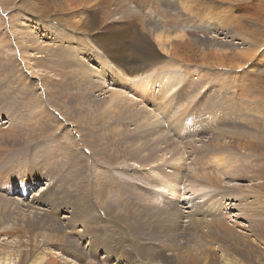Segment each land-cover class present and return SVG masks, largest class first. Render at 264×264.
I'll list each match as a JSON object with an SVG mask.
<instances>
[{"label": "rangeland", "instance_id": "1", "mask_svg": "<svg viewBox=\"0 0 264 264\" xmlns=\"http://www.w3.org/2000/svg\"><path fill=\"white\" fill-rule=\"evenodd\" d=\"M22 2L0 0V134L23 127V133H18L20 142L31 146L40 140L32 136H38L35 126L30 128L35 113L31 103L43 98L46 107L39 116L51 122L42 127L39 136L48 131L47 140L54 141V146L62 140L63 149L55 152L54 162L49 161L46 168L38 162L42 165L36 177L30 174L28 178L30 169L25 167L10 169L20 173L17 188L1 182V261L226 264L232 260L264 264V104L249 103L246 93L237 89L243 84L241 78L260 85L256 93L264 95V73L247 68L235 74L220 67L227 65L222 63L224 58L211 55L206 68L213 74L204 77L193 65L175 61L171 50L166 48L170 51L166 53L149 39L152 52L161 53L163 66H155L144 77L138 75L131 59L136 57L139 63L137 39L144 32L133 11L160 24V18L148 9H153L151 0L87 1L82 6L91 36L77 31L75 35L96 41L88 40V47L84 41H67L68 31L56 28L53 22L26 21L18 8ZM263 4L261 0H241L238 7L245 11L258 7L261 14ZM118 16L122 19L115 20ZM193 20L167 36L170 46L180 34L185 38L178 42L222 37L217 35L216 19L198 16ZM79 21L72 20L74 24ZM20 37L26 41L23 46H37V50L19 51ZM69 51L67 65L60 64L61 60L58 66L51 64L55 62L52 52L65 55ZM23 57L28 59L23 61ZM36 60L42 63L37 65ZM193 61L200 64L198 57ZM32 62L40 68L36 73L29 68ZM126 66L132 68V75ZM167 75L180 79L173 84L175 89L170 88L172 98L158 94ZM44 80L60 85L53 91L43 87ZM150 80L154 94L138 91V84ZM114 92L122 93L114 99ZM180 103L182 108L206 109H193L196 114L187 115L188 122L197 118L199 127L192 130L195 132L186 131V137L172 125L178 117L173 118V111ZM137 114L141 115L138 121ZM0 140L6 144L0 141V162L9 160L10 147L13 154L22 148L4 134ZM218 154L224 165L218 163ZM64 157L73 163L66 165ZM11 172L3 176L5 182H14ZM221 225L225 228H219Z\"/></svg>", "mask_w": 264, "mask_h": 264}, {"label": "bare ground", "instance_id": "2", "mask_svg": "<svg viewBox=\"0 0 264 264\" xmlns=\"http://www.w3.org/2000/svg\"><path fill=\"white\" fill-rule=\"evenodd\" d=\"M87 1H90V0H23L22 4H20V7H18V8L22 12L24 19L26 21H28L30 23H35V22H39V21H46V23H48V24L53 22L54 23L53 25H56V28L57 27L60 29L64 28L69 32V33L67 32V38H66L67 41H84V47L85 46L88 47L89 44H91V42L96 43V41H92L90 38H82V37L79 38L75 35L76 31L79 33L84 32L87 35L89 34V32L86 31V27L88 28V24H87V22H85L86 20L84 18L85 17L84 13L86 12L85 7L82 6L83 4H87L88 3ZM151 1L153 4V9L151 7H149L148 9L154 13V17L160 18V20H159L161 22L160 24L157 23L158 21H155V20H151V22L148 21L147 18L143 14H140V12L138 10L133 11V14L136 15L137 18H139V19H137L139 22V26L141 27L142 31L144 32V34H141L140 37L137 39V47H139V48H137V52H138L137 56H138L139 63L135 61L136 57H135V59H131L132 61H134L137 64V70L139 71L138 75L140 73L142 76L144 75V73H146V75H149L148 72H152L153 70H155V68H154L155 66L162 64V61H161L162 57L159 56L161 53L158 55L157 53L152 52V50L149 48V44H148L149 39L155 40L158 43V47H161L162 51L165 49L164 51L166 53H168V52H170L168 50H171L173 57L177 58L175 61H178V59H179L180 62H183L185 64L189 63V64L193 65L194 71L198 72V73H203L204 77L206 75L210 77L213 74V72L211 71L212 69L210 70V68H206L207 66H210L207 63H208L209 59L211 58V55L212 56L215 55L216 58H218V56H219V58L220 57L224 58L223 59L224 61L222 63L225 62L227 65L221 64L220 67H226L227 71L231 70L235 74H238L241 70H245L247 68H248L247 70H256L258 72L264 73V62L262 60V58L264 56V9H262L261 14L258 12V7L251 8L250 10L245 11V10H243V8L238 7V5L240 6L241 0H151ZM196 2H197V4H196ZM261 2L264 3V0H261ZM74 4H76L75 7H71ZM227 4H230V5H227ZM141 6H143V5H141ZM263 8H264V4H263ZM120 12H121V14H123L121 7H120ZM249 12H251V13H249ZM148 13L149 12H147V14ZM256 14H259V15H256ZM198 16L203 17V18L207 17V18L216 19L217 20L216 22L218 24V25H215L216 30H217V35L222 36V37H217V39L214 38L215 39L214 41H210V40H206V39L204 41H201V40L194 37L192 39L186 38L187 40L185 39L183 42L182 41L178 42L179 40H181V38H185L182 34H180V35H178L179 40L177 42L174 41L172 43V45H174V46H170L168 44V41H170V40L167 39V36L175 33V31H177V29H179V28L181 29V27L186 23V21L187 22L188 21H194L193 19L198 18ZM77 18L80 21L78 23L74 24V22H72V20L77 19ZM121 19H122V16H118L115 20H121ZM22 22H24V21H22ZM53 25H51V26H53ZM29 34H32V33H29ZM88 36H91V35H88ZM19 40H20V42H19L20 46L18 45V49H19V51L21 50L24 54L27 53V52H25V50L34 51V50H37V48H38L37 46H33L32 48L25 47V46H23V43H25V45H26V41L22 37H20ZM60 40L63 41V38ZM88 40H90L91 42ZM97 43H98V41H97ZM169 46H170V48H169ZM166 48L168 50H166ZM71 49H73V48H71ZM153 51H154V49H153ZM71 54H72V51L67 52L65 55H60L58 52H52V58L55 60V62H52L51 64L53 66H58V61L61 60L59 62L60 64L67 65L70 62L69 57L71 56ZM63 57L65 59H68V61L63 62L62 61ZM143 57H145V60H143ZM197 57L200 60V64L193 61V59H197ZM27 59L28 58L23 57V61L27 60ZM220 60L222 61V59H220ZM128 61L129 60H126L125 63H127ZM164 61L167 62V60H164ZM71 62H73V61H71ZM35 63L37 65H39L42 63V61L36 60ZM33 65L34 64L32 62V64H30L29 68L36 70L35 73L38 72L39 71L38 69H40V68L37 69V67H35ZM222 65H224V66H222ZM162 66H163V64H162ZM125 68L127 70H129V75H132V73H131L132 68H130L129 66H126ZM149 68H151L152 70H148ZM41 71L46 72V70H41ZM146 75H144V76H146ZM220 75H224V74H220ZM232 79H235V78H232ZM238 80H241L240 84H242V83L243 84L241 85V88L238 87L237 89H240L241 91L243 90L242 92L246 93L245 95H247L246 97H247V100L249 103H251V104H260V103L264 104V95H262L261 93L260 94L256 93V91L260 85L259 86H253L249 80L245 82V79L242 80L241 78H238ZM48 81H45L46 85L43 87H46V88L52 87L53 91H54V88H56L58 85H60V84L54 85V84L46 83ZM157 81H158L157 79L154 80V82H157ZM178 81L180 82V79L175 75L165 77V80H163V78H162V81L160 82L162 87H161L160 91L158 92V94H160V96H162V97L166 94H169L170 98H172L173 97L172 92L174 91L172 89L174 88V86H176L173 84L174 83L176 84ZM148 83H149V85H148ZM245 83H248L249 86H245ZM219 84H220V82H219ZM153 85L151 84V80H150V82H147V83L138 84L137 85L138 91L143 92L144 94H147V90H148L149 94L152 95V94H154V89H153L154 86ZM237 86H239L238 83H237L236 87ZM233 87H235V85ZM170 88H172V89L170 90ZM261 91H263V90H261ZM46 93H48V92H46ZM121 93H119V94H121ZM113 94L114 95L112 97H114V99L118 98L119 94H117V92H114ZM181 95H180V97H181ZM259 95L262 97H260ZM243 96H244V94H243ZM142 98H145V96H142ZM208 99H209V97H208ZM213 99H214V96H213ZM218 99H220V98H218ZM215 100H216V98H215ZM168 101H170V103H172V99H170V100L168 99ZM214 101H213V105L215 103ZM216 103H217L216 105H218V102H216ZM31 104H33V109H34L35 113H34V116L32 117L33 118L32 120H34V122L30 126V128L35 126L36 133L39 136V134L42 133L41 132V130H43L42 127H46L45 125L50 124L51 121L45 117L40 118V116H39V113L44 111V109L46 107L43 98L42 99L36 98V99H34V102H32ZM221 105H223V104H221ZM177 106L178 107L180 106L179 109L182 110V112L179 111L178 107L177 108L175 107L172 115H173V118H175L174 115L177 114V116H178L177 119L172 120L173 118H171V116L169 118L172 121H175L172 123V125L176 124V128L179 130V135L180 136L185 135V137H186V131L189 132V131L195 130V128L198 126L197 125V118H195V120L192 122H188L189 119L187 118V115L191 114V112L196 114V112L193 109H197L199 112H202V110L205 108L199 109V108H196V106H193L191 108V105H188L185 108H182L183 106L181 105V103L178 104ZM199 106H202V105L200 104ZM219 106H220V103H219ZM26 107H28V106H26ZM222 107L219 109H222ZM190 108H191V111L188 110ZM205 111H206V109H205ZM206 113H208V111ZM149 115H151V114H149ZM19 116L22 117V114L20 113ZM137 116H139V117H137V121H138V118H140L141 115L137 114ZM102 117H103V115H102ZM147 117H149V116H147ZM108 118H109V115H108ZM100 120H102V118ZM149 120H150V118H149ZM130 121L134 122V119H132ZM147 121H148V119H147ZM213 121H215V120H213ZM30 124H31V122H30ZM143 124H145V123H143ZM152 124H154V123H152ZM24 125H25V130H26L27 124L25 123ZM157 125L158 124H155L154 129H156ZM100 127L102 128V125ZM200 128H201V126H200ZM211 129L212 128H210L208 130H211ZM22 130H23V127H21V128L15 127V128H11L9 130V132L5 131L4 133L0 134V136H1L0 139H2V135L4 134L8 138L11 137V139L16 142L17 148L22 146V148L20 150H18L17 153H15V154L12 153L13 148L10 147L7 150L9 153H11V155L8 157L9 160L4 159L3 161L0 162V168H1V170H0V184H1V182H4L6 184H10L12 188H13V186L15 188H17L16 179L20 173L11 172L10 169L16 168V169L21 170V168L25 167V168L30 169L32 171L31 172L30 170H28L30 172L28 178H30V174H33L36 177L40 174V173H38L40 170L38 168H40L42 163H43V167L46 168V165H48V162L53 160V156H54L55 152L58 151V149H63V145H62V143H60L62 140L60 142H58V144L55 146L53 144L54 141L52 142L51 140H47V137L48 136L50 137V133L48 131L45 132V135L42 134L39 137L36 135H32L33 137H37V139H39V138H41V139L38 140L34 144L31 143L32 144L31 146H30V143L27 144V142H20V140H18L17 138L20 136V135H18V133H23ZM196 130H197V128H196ZM39 132H41V133H39ZM192 132H195V131H192ZM204 132H206V131H204ZM235 133L236 132H233L232 135H234ZM194 134H196V133H194ZM25 135H26V133H25ZM28 136H31V135H28ZM231 139H232V141H236L233 137ZM0 141H1V143L5 144L2 140H0ZM23 141H25V140H23ZM25 145H27V146H25ZM44 148L46 149V152H44ZM149 152L151 153L153 151H149ZM76 156H79V155H76ZM217 156L219 157V154ZM219 158L221 160H219L218 163L220 165H224L223 163L225 160L222 159V157H219ZM38 162H42V163H38ZM52 162H54V161H52ZM64 163L66 165L71 164V163H73V160L70 157H64ZM61 165H62L61 163L58 164V166H61ZM227 167L228 166H225V168H227ZM62 168H64V167H62ZM58 169H60V168H58ZM9 172H11V175L15 178L13 183H8V181L5 182V180H4L3 176L6 177L9 174ZM50 172H52V175H54L56 173L54 168H51ZM70 174L74 175V173H70ZM75 174H78V173L75 172ZM215 179H217V177H215ZM195 191H197V190H195ZM180 192H181V190H180ZM0 199H2V198L0 197ZM253 201H251V203ZM253 204H255V203H253ZM245 207H247V206H245ZM263 207H264V204H263ZM105 209H107V208H105ZM16 226H18V225H16ZM20 226H22V225H20ZM26 226H27L26 224H24L22 226V230L20 231L21 233L25 232L24 230H25ZM216 228H217V226H216ZM219 228L222 229L225 227L221 225V227H219ZM14 229L16 230V227ZM226 229H224V230H226ZM2 231H4V230H2ZM9 231H11V233H14L12 230H9ZM50 236H47V238L49 239ZM52 240L53 239H50V241H52ZM59 240H61V239L59 238ZM50 241H48V242H50ZM0 264H7V262L1 261V258H0ZM49 264H55V262L51 260V261H49ZM111 264H115V263H111ZM192 264H195V262H192ZM226 264H237V263L232 261V260H228L226 262Z\"/></svg>", "mask_w": 264, "mask_h": 264}]
</instances>
